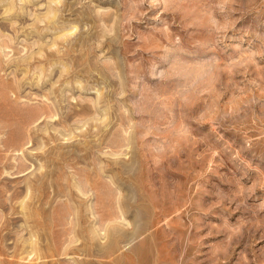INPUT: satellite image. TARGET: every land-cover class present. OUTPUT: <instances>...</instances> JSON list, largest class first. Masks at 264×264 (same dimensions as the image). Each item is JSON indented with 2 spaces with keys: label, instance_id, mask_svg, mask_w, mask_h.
Returning <instances> with one entry per match:
<instances>
[{
  "label": "rangeland",
  "instance_id": "1",
  "mask_svg": "<svg viewBox=\"0 0 264 264\" xmlns=\"http://www.w3.org/2000/svg\"><path fill=\"white\" fill-rule=\"evenodd\" d=\"M53 2L0 0V264H264V2Z\"/></svg>",
  "mask_w": 264,
  "mask_h": 264
},
{
  "label": "bare ground",
  "instance_id": "2",
  "mask_svg": "<svg viewBox=\"0 0 264 264\" xmlns=\"http://www.w3.org/2000/svg\"><path fill=\"white\" fill-rule=\"evenodd\" d=\"M52 1L56 2V4H57V2L60 1V0H52ZM54 2H53V3H54ZM50 3H51V1H50ZM7 8L10 9L9 6H8ZM7 8H6V10H7ZM9 9H8V10H9ZM49 9H50V8H49ZM10 10H12V9H10ZM54 11H55V10H54ZM54 11H53V12H54ZM56 11H58V10L56 9ZM56 11L54 12V16H57V15H56ZM53 12H52V13H53ZM58 12H59V11H58ZM58 12H57V14H58ZM7 13H8V12H7ZM50 13H51V12H49V14H50ZM44 14H45V13H44ZM46 14H47V13H46ZM46 14H45V15H46ZM54 16H51V17H50V16L48 15L49 18H52V17H54ZM55 18H56V17H55ZM46 19H47V17H46ZM48 21H49V19H48ZM50 21H51V20H50ZM50 21H49V22H50ZM52 21H56V20H52ZM56 23H57V22H56ZM56 23H54V24L56 25ZM64 24H65V23H64ZM76 26H77V25H76ZM53 27H57V25H56V26H53ZM60 27H61V25H60ZM56 29H57V28H56ZM61 29H62V28H61ZM62 30H64V32H61V34L59 33V35L56 34L57 37H56V35H55V37H56L57 39H60V38H62V39H63V38H67V39H68V35H69V33H71V35H72V32H73L72 30H69L68 28H67V29H64V28H63ZM70 37H71V36H69V38H70ZM39 39H40V38H39ZM67 39H66V40H67ZM73 39H74V38H73ZM79 39H80V38H79ZM63 40H64V39H63ZM70 40H71V38H70ZM7 41H8V40H7ZM58 41H59V40H58ZM64 41H65V40H64ZM67 42H68V41H67ZM46 43H47V42H46ZM46 43H45V45H46ZM51 43H52V44H51L50 46H52V50H53V46H56L58 43H57L55 40H54L53 42H51ZM61 43H62V42H61ZM71 43H72V42H71ZM69 44H70V43H69ZM83 44H84V42L82 41L81 46H82ZM47 45H48V44H47ZM70 45L72 46V44H70ZM79 45H80V44H79ZM40 46H41V45H40ZM74 46H75V45H74ZM5 47H6V45H5ZM5 47H4V48H5ZM7 48H8V47H7ZM38 48H39V47H38ZM58 48H59V47H58ZM40 49H41V48H40ZM40 49H39V50H40ZM50 49H51V48H50ZM65 49H66V47H65ZM69 49H70V47H69ZM41 50H44V49L42 48ZM55 51H56V53H57V48L55 49ZM55 51H51V52H49V54H50V53L52 54V53L55 52ZM58 51L63 52L62 49H60V50L58 49ZM43 53H44V52H43ZM59 53H60V52H59ZM59 53L57 54V56H59V55L61 54V53H60V54H59ZM63 53H64V52H63ZM66 54H67V52H66ZM66 54L64 53V55H66ZM69 54H70V52H69ZM40 55H41V51H40ZM27 56H28V55H27ZM36 56H37V55H36ZM39 57H41V56H39ZM47 57H48V56H47ZM20 58L22 59V57H20ZM28 58H29V57H28ZM31 59H32V58H31ZM19 60H20V59H19ZM25 61H26V60H25ZM39 61H40V60H39ZM42 64H43V63H42ZM63 67L65 68V66H63ZM69 68H70V67H69ZM60 72H62V71L60 70ZM62 73L64 74V72H62ZM62 73H61V75H62ZM67 73H68V72H67ZM62 76H63V75H62ZM38 80H39V79H38ZM36 81H37V80H36ZM37 82H38V81H37ZM53 84H54V83H53ZM75 84H76V83H75ZM81 84H82V83H81ZM79 86H80V85H79ZM56 87H57V86H56ZM60 90H61V89H60ZM61 91H62V90H61ZM63 92H64V89H63ZM57 93H58V90H57ZM103 95H104V93H103ZM63 97H64V96H63ZM57 98H58V97H57ZM61 98H62V97H61ZM73 98H74V97H73ZM73 98H72V99H73ZM47 99H48V98H47ZM65 99H66V98H65ZM97 100H99V97H98ZM92 101H93V100H92ZM93 103H94V102H93ZM100 103H101V102H100ZM96 104H97V103H96ZM48 106H49V105H48ZM43 107H44V106H43ZM43 107H42V108H43ZM85 107H86V106H84L83 108L85 109ZM87 107H88V106H87ZM88 108H89V107H88ZM88 108H87V110H88V112H89V109H88ZM40 109H41V108H40ZM44 109H45V108H44ZM81 109H82V107H81ZM90 109H91V108H90ZM35 110H36V109H35ZM45 110H46V109H45ZM45 110H43V111H45ZM85 110H86V109H85ZM85 110H83V111H85ZM87 110H86V111H87ZM97 110H98V109H97ZM52 111H53V110H52ZM86 111H85V112H86ZM92 111H93V110H92ZM45 112H46V114H45ZM45 112L41 113V111H40L41 114H39L38 116L36 115L37 117H36L34 120H43V122H44V120H46V121L49 120V121L51 122V121H52L51 119H54L55 117H57V114H50V115H47L48 112H47V111H45ZM54 112H55V111H54ZM81 112H82V111H81ZM90 112H91V111H90ZM94 112H95V111H94ZM98 112H99V111H98ZM35 113H36V112H35ZM76 113H78L79 115L81 114L80 111H77V110H76ZM91 113H92V112H91ZM95 113H97V111H96ZM95 113H93V114H95ZM70 114L73 115L72 113H70ZM89 114H90V113H89ZM98 114H99V113H98ZM98 114H97V115L95 114V116H99ZM34 115H35V114H34ZM75 115H76V114L74 113V116H75ZM80 117H81V116H80ZM99 117H100V116H99ZM102 117H103V116H102ZM102 117H101V118H102ZM50 118H51V119H50ZM101 118H100V121H101ZM106 118H107V117H106ZM59 119H61V118H59ZM59 119H58V120H59ZM92 119H93V117H92ZM96 119H98V118H95L94 120L96 121ZM102 119H103V118H102ZM104 119H105V118H104ZM29 120H30V119H29ZM31 120H32V118H31ZM49 121H48V122H49ZM97 121H99V119H98ZM103 121H104V120H103ZM32 122H33V121H32ZM50 122H49V123H50ZM67 122H68V121H67ZM40 123H41V121H40ZM49 123H48V124H49ZM56 123H57V122H56ZM56 123H55V124H56ZM58 123H60V122H58ZM58 123H57V124H58ZM61 123H62V125L64 124L63 126H65L66 120L63 121V122H62V120H61ZM94 123H95V122H94ZM96 123H97V122H96ZM98 123H99V122H98ZM52 125H53V124H52ZM84 125H85V123H84ZM104 125H105V124H104ZM55 126H56V125H55ZM57 126H58V125H57ZM70 126H71V125H70ZM92 126H93V125H92ZM77 127H79V126H77ZM100 127H101V126H100ZM49 128H50V126H49ZM65 128L68 129L67 127H65ZM80 128H81V127H80ZM44 129H45V128H44ZM54 129L56 130L57 128H54ZM82 130H83V129H82ZM50 132H51V131H50ZM65 132H66V131L64 130V132H62V133H65ZM67 132H68V131H67ZM46 133H47V132H46ZM49 134H50V133H49ZM69 134H71V133H69ZM69 134H68V135H69ZM22 135H23V134H22ZM60 135H61V133H60ZM63 135L66 137L65 134H63ZM64 136H63V138H64ZM48 137H49V136H48ZM53 137H54V135L51 133L49 138L52 139ZM56 138H57V137H56ZM69 138H70V137H69ZM19 140H21V139L19 138ZM3 141H4V140H3ZM30 141H31V140H30ZM4 142H5V141H4ZM15 142L17 143L18 140L15 141ZM19 142H20V141H19ZM21 142H22V141H21ZM86 143H87V142H86ZM86 143H85V144H86ZM120 143H121V142H120ZM19 144H20V143H19ZM21 144H22V145H20L19 147H17L16 144H13V143H12V147H13V149H15L14 151H16V150H18V149H19V150H20V149L22 150L23 148H21V147H23V143H21ZM7 145H10V144H7ZM14 145H16V147H15ZM119 146H120V145H119ZM10 147H11V145H10ZM41 147H42V146H41ZM48 148H50V147H48ZM28 149H29V147H28ZM32 149H33V148H32ZM37 149H38V147H37ZM59 149H60V148H59ZM9 150H10V149H9ZM29 151H30V149H29ZM21 153H24V152L22 151ZM21 153H20V154H21ZM30 153H31V152H30ZM41 155H42V154H41ZM55 155H56V154H55ZM62 155H63V153H62ZM77 155H78V154H77ZM21 156H22V155H21ZM43 156H44V155H43ZM64 156H65V155H64ZM64 156H62V157H64ZM15 159H16V158H15ZM18 159H19V158H18ZM26 159H27V158H26ZM22 160H23V159H22ZM51 160H52V159H51ZM16 162H17V164L20 163V162H18V161H16ZM20 164H22V163H20ZM12 165H13V163H12ZM15 165H16V164H15ZM24 165H25V164H24ZM24 165H23V168H24V170L26 171L27 169L25 168ZM129 165H130V163H129ZM18 166H19V171H18V170H17V171L22 173V170H20V169L22 168V166H21V165H18ZM31 166H32V165H31ZM43 166H44V163H43ZM43 166H42V169H43ZM124 166H125V165H124ZM130 166H131V165H130ZM15 167H16V166H15ZM26 167H27V166H26ZM29 167H30V165H29ZM122 167H123V165H122ZM23 168H22V169H23ZM17 169H18V168H17ZM78 169H79V168H78ZM78 169H77L76 171H78ZM46 170H47V168H46ZM23 172H24V171H23ZM120 172H121V171H120ZM14 173H15V172H14ZM21 173H20V174H21ZM24 174H25V173H24ZM40 174H42V173H40ZM80 174H81V173H80ZM35 175H36V174H35ZM35 175H34V176H35ZM43 176H44V174H43V175H40V176H37V177H38L37 180H39V181H43V180H42ZM59 177H60V176H59ZM74 177H75V176H74ZM44 179H45V178H44ZM85 179H86V178H85ZM85 179H84V180H85ZM89 179H90V178H89ZM89 179H87V180H86L87 182H85L83 185H82V184L80 185L79 181L76 183V187L78 188V190H79V192L81 193V195H85V194H87V193L85 192V189H84L85 187H84V185H86V186H87V185H90V186H91V187H90L91 189L94 188V185H93V184H96V183L93 181L94 183L92 184V181H90ZM39 181H38V183H39ZM73 181H74V180H73ZM45 182H46V181H45ZM35 184H36V181H35ZM42 184H43V183H42ZM32 185H34L33 182L30 183V184L28 183V185H27V189H28V190H31V191H30L31 193H32V187H33ZM36 185H37V184H36ZM45 185H46V183H45ZM60 185H62V183H61ZM34 186H35V185H34ZM96 186H97V185H96ZM35 187H36V186H35ZM35 187H34V188H35ZM37 187H38V186H37ZM42 187H43V186H40V189H41ZM100 187H101V185H100ZM95 188H97V187H95ZM95 188H94V189H95ZM19 189H20V188H19ZM19 189H18V190H19ZM35 189H36V188H35ZM86 189H87V188H86ZM33 190H34V189H33ZM38 190H39V189H38ZM38 190H36V191H38ZM22 191H23V190H22ZM24 191H25V188H24ZM14 192H15V191H14ZM20 192H21V191H20ZM25 192H26V191H25ZM58 192H59V189H58ZM94 192L96 193L97 191L95 190ZM18 193H19V192H18ZM21 193H22V192H21ZM28 193H29V192H28ZM31 193H30V194H31ZM88 193H89V192H88ZM25 194H26V193H25ZM12 195H14V194H12ZM26 195H28V194H26ZM32 195H33V194H32ZM16 196H17V195H16ZM20 196H21V194H20ZM30 196H31V195H30ZM42 196H43V195H42ZM28 197H29V196H28ZM126 197H127V196H126ZM13 198H14V197H13ZM25 198H27V197H25ZM23 199H24V198H23ZM44 199H45V198H44ZM22 201H23V200H22ZM33 201H34V200H33ZM98 201H99V199L97 200V202H98ZM116 201H117V200H116ZM24 202H25V201H24ZM72 202H73V201H72ZM84 203H85V202H84ZM98 203H99V202H98ZM109 203H110V202H109ZM116 203H117V202H116ZM21 205H22V202H21ZM28 205H29V204H28ZM68 205H69V204H68ZM118 205L120 206V204H118ZM76 206H77V205H76ZM85 206H86V205H85ZM97 206H98V205L95 204V203H94V205H93V204H88L89 209L92 210V216H93V217H97L96 221L99 219V222H102V221L104 222V220H103L104 217H107V216L111 217V216H110L111 214H110V215L107 214L106 216L103 217V216L100 214L101 211L98 210V207H97ZM81 207L83 208V205H82V204H81ZM70 208H73V207H70ZM76 208H77V207H76ZM76 208H74L73 211H72V210H68V211H67V213H66V215H67L66 217H67V218H66V219H67V221H69V223H72L73 221H75V222H76L75 224L78 225V224H79V221H80V217L83 216V215H85V214H84V213H85V212H84L85 210L83 211L81 208H80V209H76ZM113 208H114V207H113ZM117 208H118V206H117ZM119 208H120V209H119V212H120V213H119L118 210H117V213H119V215H118V214H116V215H112L113 217H111V218H114V219H116V220H121L122 217L125 216V215H124V210H123V208H122L121 206H120ZM114 209H115V208H114ZM63 211H64V210H63ZM112 211H113V209H112ZM62 213H63V212H62ZM64 213H65V212H64ZM64 213H63V214H64ZM25 214H26V213H25ZM29 214H30V213H29ZM57 214H58V213H57ZM102 214H103V213H102ZM112 214H113V213H112ZM59 215H60V214H59ZM59 215H58V216H59ZM90 215H91V214H90ZM122 215H124V216H122ZM27 216H28V215H27ZM40 216H41V215H40ZM63 216H64V215H63ZM84 217H85V216H84ZM59 218H60V217H59ZM107 218H108V217H107ZM107 218H106V219H107ZM107 220L109 221L110 219H107ZM112 220H113V219H112ZM125 220H126V219L123 218V221H125ZM9 221H10V220H9ZM96 221H95V222H96ZM105 221H106V220H105ZM126 221H127V220H126ZM84 222H85V221H84ZM103 222H102L103 225H102V224H101V225L99 224L100 226L98 225V227L103 226V228H104L105 226H107V225H105V222H104V223H103ZM90 223H91V222H90ZM97 223H98V221H97ZM107 223H109V222H107ZM107 223H106V224H107ZM95 224H96V223H95ZM125 224H131V223H130L129 221H127ZM77 225H75V230H74V228H73L74 225H72V227H71V229H72V233H71V231H69V232H67L68 230L66 231V232H67L66 234H68V235H67V236H68L67 238H68L70 241H72V239H73L72 234L74 235V238L76 239L75 234L78 233V232H76V228L78 227ZM96 225H97V224H96ZM104 225H105V226H104ZM144 225H145V224H144ZM67 226H68V225H67ZM76 226H77V227H76ZM108 226H109V224H108ZM136 226H137V225H136ZM61 227H62V226H61ZM65 227H66V226H64V228H65ZM69 227H70V226H69ZM40 228H41V227H40ZM66 228H67V227H66ZM101 228H102V227H101ZM103 228H102V229H103ZM69 229H70V228H69ZM71 229H70V230H71ZM39 230H40V229H39ZM64 230H65V229H64ZM111 230H112V229H111ZM118 230H119V228H118ZM101 231H103V230L98 229V228H95V229L92 228V231H91V232H92V235H95V236L91 237L92 235H90L91 241L94 240V238H95L97 235H100V234H103V233H104V231H103V233H102ZM109 231H110V230H109L108 227H107V228L105 229V237H106V238H109V233H110ZM114 231H115V230H114ZM114 231H112V232H114ZM116 231H117V229H116ZM116 231H115V232H116ZM31 232H34V231L31 230ZM75 232H76V233H75ZM121 232H122V231H121ZM144 232H145V231H144ZM74 233H75V234H74ZM81 233H82V232H81ZM132 233H133V235H136V236H139V235L141 234V233H140V230H136V227H134ZM34 234H35V233L30 234V237H28V236H29V235H28V236H27L28 238H27L26 240H24L26 244L28 243V246H27V248L25 249V251H24V250H23V251H24V253L27 252L26 254L29 255V256L32 255V254H35V255H37V257H38V256H39V248H37V245L39 244V243H38L39 237H38V240H37V236H35V237H36V240H35V239L33 240V235H34ZM62 234H63V232H62ZM128 234L131 235V233H127V235H128ZM3 235H4V234H3ZM6 235H7V234H6ZM115 235H116V233H115ZM119 235H120V232H119ZM119 235L117 234V236H119ZM78 236H79V235H78ZM113 236H114V235H112V238H113ZM2 237H3V236H2ZM65 237H66V236H65ZM65 237H64V238H65ZM114 237H115V236H114ZM120 237H121V235L119 236V238H120ZM125 237H126V236H125ZM140 237H141V236H140ZM44 238H45V237H44ZM103 238H104V237H101L102 240H103ZM119 238H117V240H116V238H115V242H116L115 244H114L113 241L111 240V242H112L113 244H109V243H108V244H109V247L106 245V247H108V253H109V255L112 254V253H114V251H116V248H117L116 244H117V241H118ZM123 238H124V237H123ZM78 239H79V238L76 239L77 241L75 240V241H76L75 244L78 242ZM104 239H105V238H104ZM61 240H62V239H61ZM66 240H67V239H65V242H66ZM24 241H23V242H24ZM42 241H43V240H42ZM62 241H63V240H62ZM67 241H68V240H67ZM104 241H105V240H104ZM53 242H54V240H53ZM60 242H61V241H60ZM60 242H59V243H60ZM72 242H73V241H72ZM79 242H80V240H79ZM120 242H121V241H120ZM54 243H55V242H54ZM67 244H68V243H67ZM134 244H135V243H134ZM61 245H62V244H61ZM110 245H112V246H110ZM58 246H59V245H58ZM66 246H67V245H66ZM92 247L94 248V244L92 245ZM96 247L99 249V248L101 247V245H100V247L95 246V248H96ZM97 248H96V249H97ZM102 248H104V246H103ZM102 248L99 249V250L102 251ZM62 249H64V248L62 247ZM118 249H119V247H118ZM131 249H132V248H131ZM45 250H46V249H45ZM51 250H53V249H51ZM64 250H65V249H64ZM121 250H122V249H121ZM135 250H136V249H135ZM55 251H56V250H55ZM62 251H63V250H62ZM95 251H96V250H94V252H95ZM106 251H107V250H106ZM119 251H120V250H119ZM46 252H47V251H46ZM65 252H66V250H65ZM83 252H84V251H83ZM128 252H129V251H128ZM21 253H23V252H21ZM48 253H49V252H48ZM50 253L52 254V251H51ZM53 253H54V252H53ZM62 253H63V252H62ZM66 253H68V252H66ZM81 253H82V252H81ZM96 253H97V252H96ZM99 253H100V252H99ZM101 253H102V252H101ZM106 253H107V252H106ZM118 253H119V252H118ZM135 253H136V252H135ZM51 254H50V255H51ZM122 254H123V253H122ZM122 254H120V256H122ZM138 254H139V253H138ZM23 255H24V254H23ZM23 255H22V256H23ZM74 255H75V254H74ZM82 255H83V253H82ZM107 255H108V254H107ZM114 255H115V254H114ZM117 255H118V254H117ZM136 255H137V254H136ZM53 256H55V254H53ZM68 256H69V255H68ZM95 256H96V255H95ZM40 257H42V256H40ZM83 257H84V256H83ZM87 257H88V256H87ZM100 257L102 258V257H103V254H102V256H99V258H100ZM107 257H108V256H107ZM111 257H112V256H111ZM118 257H119V256H118ZM56 258H57V257H56ZM97 258H98V257H97ZM108 258H109V257H108ZM122 258H123V257H122ZM28 259H30V257H29ZM37 259H38V258H37ZM40 259H41V258H40ZM74 259H75V258H74ZM82 259H83V258H82ZM105 259H106V256H105ZM112 259H113V258H112ZM112 259H111V260H112ZM117 259H118V258H117ZM75 260H76V259H75ZM79 260H80V259H79ZM30 261H31V260H30ZM72 261H73V260H72ZM76 261H77V260H76ZM80 261H81V260H80ZM100 261H101V260H100ZM112 261H113V260H112ZM113 262H114V261H113ZM119 262H120V260H119ZM77 263H78V262H77ZM79 263H80V262H79ZM110 263H111V262H110ZM115 264H116V263H115Z\"/></svg>",
  "mask_w": 264,
  "mask_h": 264
},
{
  "label": "built area",
  "instance_id": "3",
  "mask_svg": "<svg viewBox=\"0 0 264 264\" xmlns=\"http://www.w3.org/2000/svg\"><path fill=\"white\" fill-rule=\"evenodd\" d=\"M264 2V0H262Z\"/></svg>",
  "mask_w": 264,
  "mask_h": 264
}]
</instances>
